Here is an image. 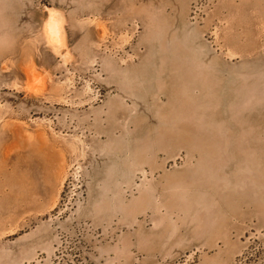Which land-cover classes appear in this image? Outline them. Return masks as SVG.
<instances>
[{
  "label": "rangeland",
  "instance_id": "obj_1",
  "mask_svg": "<svg viewBox=\"0 0 264 264\" xmlns=\"http://www.w3.org/2000/svg\"><path fill=\"white\" fill-rule=\"evenodd\" d=\"M0 264H264V0H0Z\"/></svg>",
  "mask_w": 264,
  "mask_h": 264
}]
</instances>
